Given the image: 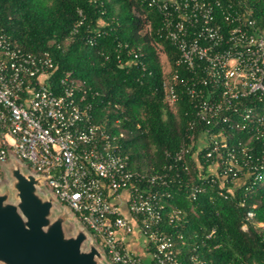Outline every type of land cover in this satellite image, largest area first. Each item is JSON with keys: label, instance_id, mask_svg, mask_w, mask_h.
I'll use <instances>...</instances> for the list:
<instances>
[{"label": "built area", "instance_id": "1", "mask_svg": "<svg viewBox=\"0 0 264 264\" xmlns=\"http://www.w3.org/2000/svg\"><path fill=\"white\" fill-rule=\"evenodd\" d=\"M140 1L162 15L159 35L176 48L175 65L187 73L180 75L170 64L163 69L169 76L165 101L175 109L180 93L189 96L195 120L206 127L194 134L189 130L195 123L189 122L187 140L165 152L170 162L163 171L132 170L122 150L124 132L111 129L120 119L111 125L96 121L86 88L69 72L51 86L55 64L49 51H24L0 26V164L12 156L40 176L102 248L107 264H147L127 245L134 223L150 264H180L176 242L160 227L170 193L159 186L180 183L188 158L198 167L205 163L199 157L218 170L220 187L232 184L247 161L239 163L227 129L264 137V22L256 24L248 0ZM77 13L73 33L85 20L81 9ZM123 46L133 58L128 61L144 69L139 48ZM241 151L246 154L247 148ZM206 177L201 184L216 181ZM190 190L195 198L202 185ZM181 213L173 208L169 221L180 220Z\"/></svg>", "mask_w": 264, "mask_h": 264}, {"label": "trees", "instance_id": "2", "mask_svg": "<svg viewBox=\"0 0 264 264\" xmlns=\"http://www.w3.org/2000/svg\"><path fill=\"white\" fill-rule=\"evenodd\" d=\"M248 3L256 24L262 26L264 0ZM78 9L85 20L73 33ZM161 21L160 12L140 0H0V26L6 34L24 51H49L55 64L51 86L69 72L86 88L96 121L111 125L120 119L111 129L124 132L122 150L129 156L128 167L144 173L163 171L170 162L165 152L173 153L187 140L190 121L195 123L189 130L194 134L206 127L195 120L189 96L180 93L175 109L164 99L169 76L163 72L159 48L173 70L187 73L175 65L176 48L159 35ZM124 43L139 48L144 69L128 61L133 58L127 56ZM227 142L239 163L247 161L236 177L246 172L241 185L220 187L219 172L211 171L210 160L199 157L205 162L200 170L187 157L189 170H180V183L159 186L170 193L163 201L160 227L176 242L180 264H264V137L228 128ZM205 176L216 181L201 184ZM194 184L202 185V190L191 198ZM173 208L181 210V218L170 222Z\"/></svg>", "mask_w": 264, "mask_h": 264}, {"label": "water", "instance_id": "3", "mask_svg": "<svg viewBox=\"0 0 264 264\" xmlns=\"http://www.w3.org/2000/svg\"><path fill=\"white\" fill-rule=\"evenodd\" d=\"M11 158L10 187L0 190V264H107L102 248L42 178ZM69 219L77 222L72 234L65 230Z\"/></svg>", "mask_w": 264, "mask_h": 264}, {"label": "rangeland", "instance_id": "4", "mask_svg": "<svg viewBox=\"0 0 264 264\" xmlns=\"http://www.w3.org/2000/svg\"><path fill=\"white\" fill-rule=\"evenodd\" d=\"M159 56H160V61L161 64L163 65V69L165 71L168 70V61L166 58L165 53L159 48ZM1 141V138H0ZM12 164V158H8L6 162L0 164V190H3L5 188L10 187V176L8 172V166ZM246 177V172L243 174L241 178H237L234 180V186L237 187L242 184V182L245 181ZM77 222L74 219H69L65 222V230L68 234H72L75 231ZM86 246V245H85Z\"/></svg>", "mask_w": 264, "mask_h": 264}, {"label": "crops", "instance_id": "5", "mask_svg": "<svg viewBox=\"0 0 264 264\" xmlns=\"http://www.w3.org/2000/svg\"><path fill=\"white\" fill-rule=\"evenodd\" d=\"M26 167V166H25ZM27 168V167H26ZM28 169V168H27ZM124 214L126 216H129V214L126 212V210L124 209ZM143 238L140 236L139 231H138V227L137 224L134 223V232L132 235H130L127 239V245L128 247L134 251L135 253L141 255L142 257H144L145 262L147 264H150L148 258H147V254L145 252L144 249V245H143Z\"/></svg>", "mask_w": 264, "mask_h": 264}]
</instances>
